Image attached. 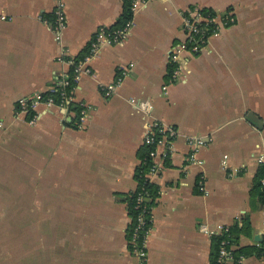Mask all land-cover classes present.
Returning a JSON list of instances; mask_svg holds the SVG:
<instances>
[{"label":"crops","instance_id":"crops-1","mask_svg":"<svg viewBox=\"0 0 264 264\" xmlns=\"http://www.w3.org/2000/svg\"><path fill=\"white\" fill-rule=\"evenodd\" d=\"M133 2L127 38L88 62L91 74L72 83L69 111L40 106L29 124L17 101L47 92L69 72L65 58L82 59L96 31L116 25L124 0H66L61 41L50 27L54 0H0L10 18L0 20V264H137L124 198L137 188L152 118L177 135L153 180L159 192L146 264H213L212 238L199 226L215 231L244 220L248 231L234 236L232 250L251 251L234 264H264L257 251L264 202L253 191L264 141V0ZM191 7L230 13L234 23L199 54L183 53L181 77L163 89ZM117 78L111 95L101 93ZM141 101L152 104L150 116ZM187 136L204 138L196 155L202 165L191 163Z\"/></svg>","mask_w":264,"mask_h":264},{"label":"built area","instance_id":"built-area-1","mask_svg":"<svg viewBox=\"0 0 264 264\" xmlns=\"http://www.w3.org/2000/svg\"><path fill=\"white\" fill-rule=\"evenodd\" d=\"M65 7L66 0H54L50 27L57 41H61L63 31L67 26ZM137 7L138 4L133 2L131 5V12L133 13ZM0 20H10V18L0 13ZM233 23L234 17L230 13L221 15L217 11H208L200 7H191L188 9L182 16L184 39L174 45L169 51V70L167 73V82L163 86V89H166L168 85L176 82L181 77L183 53L199 54L208 45L212 35ZM131 25L132 18L126 21L120 28H99L89 43L86 55L78 61L65 58L64 61H66L69 66V72L58 77L55 84L47 92H36L30 96L20 98L17 101L16 112L27 115V122L29 124H34L38 117L37 109L40 106L44 109L58 107L64 111H69L74 101L72 83L76 82L81 75L91 74L88 62L98 54L102 47L124 41L127 38ZM65 52L64 50L59 56V59L62 60ZM125 71V68L121 69L123 74ZM121 82L122 78H117L113 83L101 84L99 90L105 95H111ZM137 107L148 116L151 115L153 110V106L149 101H141L137 104ZM85 115L86 109L81 105L77 118L79 124L83 123ZM176 135L177 131L174 127L158 119L152 118L146 124L142 142L143 146L148 147L149 150L146 158L140 161V163L144 160L149 161V167L144 175V179L148 182H153L154 178L159 174L162 167L160 160H165L169 156L171 145ZM186 140L191 146V163L202 165V161L197 159L196 155L199 149L205 144L204 138L200 136H187ZM160 147L164 149L159 151ZM222 164L225 166V161H223ZM256 164L259 168L263 169L260 182L264 184V141L258 146ZM137 189L138 185L135 191ZM144 200H146L144 193L138 192L136 197L137 207H140ZM151 225V208L142 207L140 213L135 218V224L133 225L129 240L130 250L137 259V264H146L148 260L147 241L151 232ZM199 230L212 237L224 234L228 230V227H220L218 230L213 231L204 225H200ZM262 254L264 255V250ZM234 261L232 244H229V240L223 239L217 252V264H234ZM237 264H241V260H239Z\"/></svg>","mask_w":264,"mask_h":264},{"label":"trees","instance_id":"trees-1","mask_svg":"<svg viewBox=\"0 0 264 264\" xmlns=\"http://www.w3.org/2000/svg\"><path fill=\"white\" fill-rule=\"evenodd\" d=\"M131 17H132L131 0H124L123 13L121 17L119 18L118 22L116 23V25L113 26L112 28L122 27L126 23V21L131 19ZM82 57L83 56H81L80 58ZM75 110L77 111V109ZM148 150H149L148 147H144L141 150L140 155H139L140 161L146 158ZM148 167H149L148 160H144L142 163L139 164L136 170V173H135V178L137 180L138 189L136 191L134 190L133 192L129 193L124 198L127 208L129 210V213L132 217L133 225L135 224V218L140 213L142 207L152 208L154 200L156 199L158 192H159L158 187L153 182H148L146 179H144V175L147 172ZM262 175H263V169L259 168V174L255 180L253 191H255L257 194L262 196L263 197L262 200L264 202V184H261L260 182ZM138 192H143L145 195V199H146L141 203L140 207H137V203H136V197H137ZM133 225H132V228H133ZM248 227H249L248 222L244 220L241 225L236 223L235 225L228 227V230L224 234L215 235L211 237L212 244H213V257H212L213 264H217V252H218L221 241L223 239H227L229 240V244H232L234 236L238 238L239 234H246V232L248 231ZM247 250L251 251V248H247V249L240 248L235 251L232 250L234 259H236L239 255L245 253ZM263 250H264V236H263L262 243L257 251L263 253Z\"/></svg>","mask_w":264,"mask_h":264}]
</instances>
